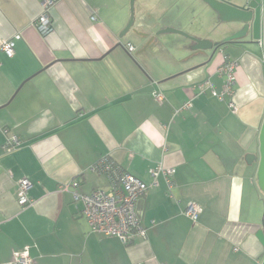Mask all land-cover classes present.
Here are the masks:
<instances>
[{"label": "crops", "instance_id": "1", "mask_svg": "<svg viewBox=\"0 0 264 264\" xmlns=\"http://www.w3.org/2000/svg\"><path fill=\"white\" fill-rule=\"evenodd\" d=\"M43 2L0 0V47L14 42L11 58L0 49V264L26 247L32 264H264L251 157L264 121V46L229 44L208 62L190 56L188 38L165 33L131 60L126 44L135 54L146 39L119 40L130 0H54L47 34L36 26ZM133 12L135 33L206 39V24H218L201 0H136ZM228 63L229 90L217 72ZM12 135L21 145L5 152ZM106 156L146 184L158 164L175 169L170 190L159 176L138 200L147 236L127 245L92 233L72 197L109 188L90 169ZM23 178L26 208L17 203ZM72 180L75 189H60ZM191 203L203 208L196 221L183 214Z\"/></svg>", "mask_w": 264, "mask_h": 264}, {"label": "built area", "instance_id": "2", "mask_svg": "<svg viewBox=\"0 0 264 264\" xmlns=\"http://www.w3.org/2000/svg\"><path fill=\"white\" fill-rule=\"evenodd\" d=\"M54 4V0H44L41 4V13L36 20L38 30L47 34L51 30L50 18L48 15L49 8ZM96 20L95 16H92ZM260 43L264 45V40L261 37ZM1 51L11 58L14 55L13 40H6L2 42ZM133 46L127 44V50L133 51ZM233 63H228L217 69L219 75L226 76V89L229 90L234 82L232 70ZM208 85V82L205 83ZM213 95L221 99L215 92ZM156 100L161 102L162 95H156ZM192 104L186 102L180 110L190 109ZM230 107L235 109L234 105L230 103ZM179 110V111H180ZM21 145L20 139L16 135L6 136L3 149L5 152H11ZM91 171L104 175L108 182L109 188L106 190L95 189L88 194H79L75 190L72 192V197L75 203H80V213L88 223L90 231L94 234L116 237L124 245L132 242V240L139 236L146 238L147 230L144 228L136 213V204L146 192L157 185V178L162 176L167 188H172V176L175 169L172 167H164L158 164L155 168L150 169L149 174L152 178L150 184H146L134 175L122 170L116 165L111 158L101 157L91 166ZM78 186L76 180H72L68 184L60 186V189L67 191L69 187L75 189ZM17 203L20 208L31 206L32 201L28 196L31 183L28 179L23 178L17 182ZM203 208L198 204L191 203L185 208L183 214L192 221H196L202 214ZM33 261L29 257L28 248L14 251L10 264H32Z\"/></svg>", "mask_w": 264, "mask_h": 264}, {"label": "water", "instance_id": "3", "mask_svg": "<svg viewBox=\"0 0 264 264\" xmlns=\"http://www.w3.org/2000/svg\"><path fill=\"white\" fill-rule=\"evenodd\" d=\"M135 1L136 0H130L129 2L131 15L125 28L119 34V40L125 39L132 33L141 41L146 39V42L142 50L135 54L127 50V44L132 45L130 42L126 44V48H124L125 46L123 47L121 42L117 44L118 47L124 48V50L126 49L127 56L131 60L139 53H144L154 38H158V35L165 33L179 34L188 38L192 42L189 48L191 51L190 56H198L201 54L208 58V62L211 61L217 51H220L229 44L244 43L258 45L261 44V37L264 40V0H201V2L216 15L218 33L225 35L219 42H212L208 39H198L173 28H164L163 30L156 31L154 35L151 34L150 29L149 32L135 33L133 12ZM161 45L165 46L163 42H161ZM173 46L177 49L183 47L177 45ZM133 48L135 49L134 46ZM259 139L258 153L253 156L251 155V157L253 158L252 163L256 164L257 168V185L264 195V121ZM256 235L264 247V231L259 230Z\"/></svg>", "mask_w": 264, "mask_h": 264}, {"label": "rangeland", "instance_id": "4", "mask_svg": "<svg viewBox=\"0 0 264 264\" xmlns=\"http://www.w3.org/2000/svg\"><path fill=\"white\" fill-rule=\"evenodd\" d=\"M211 18V17H210ZM217 21V20H216ZM214 21L211 19L210 20V23H207L205 28L203 29L204 32L206 33L207 35V38L208 40L212 41V42H215L218 37H219V33L217 31V25H215V27L213 26L214 25ZM228 46V45H227Z\"/></svg>", "mask_w": 264, "mask_h": 264}]
</instances>
